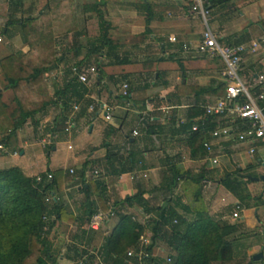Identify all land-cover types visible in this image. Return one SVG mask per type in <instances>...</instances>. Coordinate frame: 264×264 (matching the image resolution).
Returning a JSON list of instances; mask_svg holds the SVG:
<instances>
[{"label": "crops", "instance_id": "crops-1", "mask_svg": "<svg viewBox=\"0 0 264 264\" xmlns=\"http://www.w3.org/2000/svg\"><path fill=\"white\" fill-rule=\"evenodd\" d=\"M194 4V0H0L1 30L12 34L4 43L0 42V60L29 51L21 42L16 27L3 18H9L10 22L22 21L42 14L50 19L49 26L53 29L54 62L43 74L53 103L28 119L7 143H2L7 151L0 155V165L7 163L17 167L27 177L40 176L46 181V174H51L58 180V191L52 198H57L68 218L55 222L46 235V242L51 255L59 257V264H72L81 252L99 256L96 252L103 238L116 225L115 216L108 217L99 230L81 225L87 216L86 203H99L93 189L87 190L89 183L95 181L93 170L101 172L97 180L101 187L98 190L100 199L108 206L117 203L115 211L124 212L139 223L146 218L152 219L154 214L140 207L121 205L118 201L141 194L147 209L162 208L167 203L184 215L185 199L180 186L166 190L168 170L172 166L180 169V181L201 174L205 177L201 193L205 209L213 220L236 226L229 240H238L241 222L248 215L242 213L239 202L222 183L238 174L251 182H247V188L252 192L256 181L249 176H264V148L257 147L251 156L247 153L250 146L247 142L238 143L233 137H209L210 153L202 147L197 157L190 155L188 134L191 126L203 120V106L214 104L224 93L219 78L222 62L197 52L204 21L201 22L203 19L198 11L194 12ZM204 7L212 14L213 33L224 44L249 47L256 44L253 52H245L242 56L238 71L241 80L250 85L256 75L264 76L260 69L255 70L261 66L264 69V0H230L218 8L211 9L207 3ZM244 9L255 19L254 24L248 25L244 13H238ZM103 25L108 26L109 43L100 41ZM169 38H174L175 42H170ZM77 65L94 67V79L86 85L76 82L69 68ZM71 79L70 87L66 88ZM123 83L128 86V97L122 95ZM3 86L0 76L1 101L6 107L5 93L11 92L7 109L12 110L8 113L6 109L11 114L15 109L13 93ZM257 89L264 92V81ZM73 102L80 103L74 114L71 113ZM151 103L155 108L148 110L147 105ZM91 104L94 109L89 111L87 108ZM102 104L108 108V121L100 110ZM162 107L168 108L164 111ZM68 118L73 123L70 131L65 130ZM223 125L226 126L217 119L216 126ZM52 129L57 138L53 145L43 149L39 139ZM73 139L77 149L72 145ZM37 144L52 168L40 169L38 159L25 164L32 156L34 158L32 151ZM60 145H66L70 153L56 156ZM14 152L16 156L12 155ZM13 157H19L16 164L8 159ZM212 159L215 164L211 163ZM87 192L90 194L88 200ZM227 205L232 207V212L224 209ZM235 206L238 219L232 217ZM262 207L264 209V205ZM97 212L108 215L109 209L96 210L94 214ZM257 227L258 223L250 220L244 224L245 229L256 230ZM157 250L154 245L153 257H157ZM231 252L229 262L216 264H251L252 257L254 261L264 257V251L250 245L242 257L236 256L232 243ZM256 255L260 257L254 259Z\"/></svg>", "mask_w": 264, "mask_h": 264}, {"label": "trees", "instance_id": "trees-1", "mask_svg": "<svg viewBox=\"0 0 264 264\" xmlns=\"http://www.w3.org/2000/svg\"><path fill=\"white\" fill-rule=\"evenodd\" d=\"M191 2V0H183ZM205 1V0H204ZM211 9L227 4L230 0H206ZM16 27L17 33L29 51L23 55H10L0 60V76L4 81L3 89H10L13 93L15 109L11 114L1 101L0 92V143H7L12 134L20 129L24 123L36 113L49 107L53 101L48 88L43 81V74L54 62L52 34L47 26V17L39 15L22 21L8 23ZM12 36L9 35L8 39ZM108 26L103 25L100 41L109 43ZM73 79L67 82L66 88ZM257 89V93H259ZM219 117H204L196 125L198 130L190 131L188 144L191 157H197L203 150V143L210 137L211 131L217 126ZM239 126V122H236ZM191 130V129H190ZM55 129H52L54 132ZM122 171H125L122 169ZM166 190L172 191L180 186L185 205L182 207L184 215L169 207L167 203L162 208H146L141 194L123 197L119 204L128 207H140L144 212L154 214L146 223L135 221L132 216L124 212L115 211L100 199L101 190L99 178L88 185V192L92 191L98 200L88 201L87 216L83 226L88 225L96 210L105 212L109 209L117 218L113 231L103 238L97 254L104 264H162L157 257H153L151 249L155 245L162 229L169 230L166 241L167 258L171 264H216L226 263L232 259L230 237L235 233L236 226L213 220L205 209L202 201V183L205 177L201 174L189 176L180 181L182 172L172 166L168 170ZM245 178V177H242ZM223 180L232 195L238 197V183L236 180ZM59 182L51 180L37 182L35 177H27L17 167L0 170V264H24L31 253L38 254L35 264H57L56 257L49 251L45 234L51 230L56 221L68 218L63 206L57 198L52 196L58 190ZM87 192L86 198L90 195ZM46 199L48 200L46 202ZM191 216L188 218L186 215ZM52 215L54 219H52ZM150 228V229H149ZM150 230L149 243L144 248L147 256L140 260L128 257L127 251L138 245L139 237ZM85 233V232H84ZM90 262L93 253L77 255ZM166 258V259H167ZM168 264V263H166Z\"/></svg>", "mask_w": 264, "mask_h": 264}, {"label": "built area", "instance_id": "built-area-1", "mask_svg": "<svg viewBox=\"0 0 264 264\" xmlns=\"http://www.w3.org/2000/svg\"><path fill=\"white\" fill-rule=\"evenodd\" d=\"M195 6L194 11L202 16L204 21V29L200 35L199 45L197 47V52L202 55L208 56L211 60H220L223 64L221 71L219 73V78L222 86L224 87L223 95L218 98L214 104H207L203 106L202 112L203 117H219L226 126L216 127L211 133L210 137L212 139L224 138V137H233L234 141L238 143H249V149L247 153L253 155L257 147L264 148V92L260 91L259 93L253 94V91L263 85L264 76L262 74L256 75L252 80L250 85L245 84L238 75L239 67L241 65L242 56L245 52L254 51L256 44H252L251 47L240 44H221L217 41L216 35L211 32L210 28L207 26V15L208 10L205 9L203 1L194 0ZM170 42H175L174 38L168 39ZM1 42V39H0ZM71 76L76 82L86 85L90 79H94L96 74V69L94 67H86L84 65H77L69 68ZM122 95L125 97L129 96L128 86L123 83ZM80 106L79 102H73L71 104V113L74 114L78 111ZM100 110L104 111V120L108 121L110 119L109 115L106 113L107 106L102 104L100 105ZM155 107L153 104H148L147 109L152 110ZM168 107H162L161 110L166 111ZM89 111L94 109V105H88L87 108ZM204 119V118H203ZM236 122H239V126H236ZM73 127V123L70 121V118L65 123V130L70 131ZM191 131L195 132L198 130L197 125L191 126ZM133 135L136 136L137 132H133ZM57 135L54 132L48 133L44 136H41L39 139V144L42 148H48L54 144ZM203 148L207 153H210L212 150V145L209 141H204ZM6 148L4 145L0 144V155L6 154ZM16 156L17 153L12 154ZM212 164H215L214 159L210 160ZM71 174L73 171H69ZM93 178L97 179L101 176V172L93 170ZM47 180L52 179L51 174H46ZM41 177L37 176L36 181H41ZM48 200L46 199V202ZM236 210L232 217L233 219H238V207L235 206ZM113 216L111 211L108 212V215L97 212L94 214L88 223L89 230H99L101 225L107 220L108 217ZM149 243V237H145L142 234L139 237L138 245L134 249L127 251V256H135L139 260L142 257L147 256L144 252V248ZM170 262V259H168ZM77 264H104L100 256L95 255L94 258L88 262L87 258L82 256Z\"/></svg>", "mask_w": 264, "mask_h": 264}, {"label": "rangeland", "instance_id": "rangeland-1", "mask_svg": "<svg viewBox=\"0 0 264 264\" xmlns=\"http://www.w3.org/2000/svg\"><path fill=\"white\" fill-rule=\"evenodd\" d=\"M203 5L205 4L204 2H202ZM195 6V4H194ZM90 7V6H88ZM90 9V8H88ZM195 12V11H194ZM238 13H244V18L247 21V24L250 25L251 23L254 24L255 19L252 16H248V14H246V10L244 9L242 12H238ZM215 15V14H214ZM212 14H208L207 15V26L210 28V30L212 32H214V26H213V20H212ZM2 20H7V22L9 23L10 19L9 18H3ZM24 20V19H22ZM65 20V19H64ZM203 20H201L202 22ZM51 23L50 19H47V26H49ZM64 24H66V21H64ZM261 24V21H259V24ZM1 25H3L0 22V37L1 39V43H4L5 41H7L8 36L11 35L10 33H5L4 30H1ZM204 26V23H203ZM54 27V26H53ZM50 32L52 33V27L49 26ZM52 29V30H51ZM64 31V30H63ZM62 31V32H63ZM50 33V34H51ZM53 36V35H52ZM217 41L221 44H224V42L222 41V39H220L219 36H217ZM260 69V72H263L264 74V69L261 67H257L255 68L256 72ZM239 75V74H238ZM240 77V75H239ZM241 78V77H240ZM245 84L248 85V83L245 81ZM11 92L8 91L7 93H5V97H4V102L7 104H9V98H10ZM8 113L11 112V110L7 109ZM72 145L77 149V142L76 140H71ZM79 144V142H78ZM21 147V144L17 145V148L19 149ZM59 151L56 153V156L59 157H63L66 153L69 154L70 152H68L66 149V145H60L58 147ZM34 151V158L32 156V158H30L31 160L28 162L26 161L25 164L28 163H34L35 160H39V165H40V169L45 170L46 168H52V164L51 162L48 160V158L45 157V153H43L44 151L42 150V148L40 147V145H35V147L33 148ZM27 151V150H26ZM9 160H12L13 164H16L19 161V157H13V158H8ZM13 166H8L7 163H5L4 165H0V170L3 169H7V168H11ZM264 172V171H263ZM251 174L253 176L257 175L259 176L257 173H252ZM259 178V177H258ZM229 180H236V182L238 183V197H235L234 195L233 198H235L238 202H239V207L242 210V213L247 214V218L245 219L244 222H241V226H240V231L239 234L237 236H239L238 240L236 241H232V248L234 249V252L236 253L237 257H242L241 255H245V250L248 248V246L250 245L251 247H257L258 250L264 251V233L262 231H264V209H263V205H264V182H262L261 180H258L256 182H253V191L250 192L249 188H247V182L248 179L246 178H242L239 177L238 174L234 175L233 177H228ZM228 180V181H229ZM224 181H226V179H224ZM251 182H249L250 184ZM223 186L228 190V188L226 187L225 183H222ZM250 208V210H249ZM224 209H227L229 212H232V207L230 205H227L224 207ZM149 219L146 218L143 220V223H146ZM246 220H250L252 222H256L258 223V227L256 230H252V229H245L244 228V224L246 223ZM259 220V221H258ZM150 229V228H149ZM260 231V233L258 232ZM49 232H47L48 234ZM44 236V238L46 237V235ZM168 234H169V230L168 227L164 228L161 230L160 235H158V238L155 239V246L158 248L156 254H157V258L158 260L162 263V264H171L172 260H170V262H168L167 258V251L165 249V245H166V241L168 239ZM145 237H150L151 232L150 230H147L144 233ZM262 248V249H261ZM152 250V249H151ZM38 257V254L36 253H31V255L24 261V264H35L36 263V259ZM57 259V264H59L58 260L59 257H56ZM72 264H77V259H74V261H72ZM251 264H264V257L262 260L260 261H254L253 257L251 259Z\"/></svg>", "mask_w": 264, "mask_h": 264}, {"label": "water", "instance_id": "water-1", "mask_svg": "<svg viewBox=\"0 0 264 264\" xmlns=\"http://www.w3.org/2000/svg\"><path fill=\"white\" fill-rule=\"evenodd\" d=\"M249 178L252 180V181H258V180H261L262 182H264V176H261V177H259V178H252V176H249ZM260 257V255H256L255 257H254V259H257V258H259Z\"/></svg>", "mask_w": 264, "mask_h": 264}]
</instances>
